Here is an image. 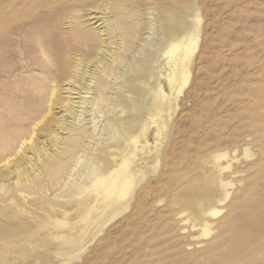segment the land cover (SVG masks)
I'll return each instance as SVG.
<instances>
[{
	"label": "rangeland",
	"instance_id": "rangeland-1",
	"mask_svg": "<svg viewBox=\"0 0 264 264\" xmlns=\"http://www.w3.org/2000/svg\"><path fill=\"white\" fill-rule=\"evenodd\" d=\"M2 198L0 264H264V0H0Z\"/></svg>",
	"mask_w": 264,
	"mask_h": 264
},
{
	"label": "bare ground",
	"instance_id": "bare-ground-1",
	"mask_svg": "<svg viewBox=\"0 0 264 264\" xmlns=\"http://www.w3.org/2000/svg\"><path fill=\"white\" fill-rule=\"evenodd\" d=\"M81 1V0H80ZM111 2V1H110ZM100 11V10H99ZM94 16V15H93ZM90 16H88V18H89ZM92 20H93V22H92V25L93 24H97V22H98V19L99 18H97L96 16L95 17H92L91 18ZM91 23V22H90ZM97 27L100 29V27H101V23H99L98 25H97ZM149 31V30H148ZM101 33H103V32H101ZM108 33V32H107ZM145 34V33H144ZM107 35V34H106ZM119 36V35H118ZM144 40V39H143ZM128 41V40H127ZM107 42V41H106ZM150 42V41H149ZM102 44H104V43H102ZM105 45H106V43H105ZM182 45H183V41L182 40H179V41H177V42H175L174 44H171V46H169L168 48H166L164 51H162L163 52V54H166V53H175V52H177L178 50L181 52V50H182ZM95 46V45H94ZM115 49V48H114ZM97 50H99V49H97ZM113 50V49H112ZM96 51V50H95ZM129 51V50H128ZM140 51V50H139ZM106 52V51H105ZM96 53V52H95ZM103 53V52H102ZM103 54H105V53H103ZM97 55V54H96ZM102 55V54H101ZM102 58V57H101ZM92 60H93V58H92ZM89 61V60H88ZM88 63V62H87ZM114 63H112L111 62V66L113 65ZM106 65H108L109 66V64H105L104 66H106ZM85 66H87V65H85ZM85 71H86V69H85ZM100 71V70H99ZM88 80V79H87ZM112 80V79H111ZM94 81H95V79H94ZM78 87V86H77ZM71 91V90H70ZM73 92V91H72ZM81 94V93H80ZM69 95H72V94H69ZM83 95V94H82ZM91 95V94H90ZM160 97V96H159ZM161 98V97H160ZM80 99V98H79ZM87 101V100H86ZM80 103V102H79ZM75 104V103H74ZM84 105V104H83ZM76 106V105H75ZM79 109V108H78ZM74 114V113H73ZM85 122V121H84ZM70 123V122H69ZM85 124V123H84ZM71 125V124H70ZM64 132V131H63ZM69 133V132H68ZM24 144V143H23ZM3 167V166H2ZM0 200H2V203H4L5 202V199H0ZM213 214V213H212ZM216 214V213H215Z\"/></svg>",
	"mask_w": 264,
	"mask_h": 264
}]
</instances>
